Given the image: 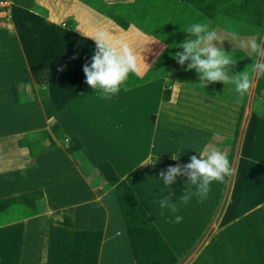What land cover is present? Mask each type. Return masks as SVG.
Wrapping results in <instances>:
<instances>
[{"label": "crops", "instance_id": "1", "mask_svg": "<svg viewBox=\"0 0 264 264\" xmlns=\"http://www.w3.org/2000/svg\"><path fill=\"white\" fill-rule=\"evenodd\" d=\"M2 1L12 11L13 28L0 30V200L42 190L47 205L44 212L0 226V264H70L73 229L103 231L98 264H134L114 189L103 190V162L130 185L178 264H246L245 252L261 250L264 119L252 110L260 76L253 75L240 103L231 86L202 88L197 73L185 71L187 62L181 67L160 37L176 0ZM95 9L119 16L128 28ZM21 15L25 30L19 28ZM98 29L125 38L141 61L140 83L110 100L93 92L83 73L95 51L89 37ZM231 43L224 41L223 49L252 58L239 41ZM166 85L169 102L162 101ZM14 87L35 97L45 88L47 97L16 103ZM242 113L233 175L214 183L203 203L196 197L179 202L193 188L183 176L163 190L159 173L169 166L186 165L205 148L228 154ZM51 121L67 139L77 138L81 151L68 154L58 144L36 154L27 167L17 141ZM178 152V161L170 159ZM163 194L171 196L177 212L162 214L157 201ZM66 208H73L71 228L54 222V213ZM176 215L183 218L179 224L170 222Z\"/></svg>", "mask_w": 264, "mask_h": 264}, {"label": "trees", "instance_id": "2", "mask_svg": "<svg viewBox=\"0 0 264 264\" xmlns=\"http://www.w3.org/2000/svg\"><path fill=\"white\" fill-rule=\"evenodd\" d=\"M96 1L99 3L98 0ZM95 10L112 20L120 28L124 30L128 28L129 24L119 16L99 9ZM166 15L165 20L168 21H164L160 37L167 41V50L171 55L177 51L175 46L188 38L185 30L191 25L188 20L193 18H196L195 22H210V27L213 29L218 27L227 32L235 31L240 36H257L258 42H261L264 36V0H176ZM143 27L149 29L147 22ZM236 55L245 58L244 62H248L247 65H250L254 59V57L248 58L243 53L235 51L234 59L237 62L240 60ZM233 70L239 73L244 69L241 66H235ZM130 77L132 86H135V83H140L136 75H130ZM13 90L16 103L47 97L45 88L38 90L36 97L33 94L28 95L22 89L19 90V87H14ZM170 98L171 91L166 85L162 101L169 102ZM252 110L264 119V75H261L257 80ZM242 118L243 113L239 120L236 137L229 140L231 150L227 156L230 165L234 157ZM17 144L27 167L33 165V158L36 154L58 144L63 145L68 154L79 152L82 149L81 142L77 138L67 139L61 127L54 121L50 122L47 129L25 134L17 141ZM98 172L105 181L103 190L114 189L134 264H178V257L148 216L130 185L116 174L108 162L100 164ZM46 205L45 194L42 190L1 199L0 226L44 212ZM72 220L73 208H66L54 213L56 224L71 228L73 227ZM102 237V230L73 229L70 264H98Z\"/></svg>", "mask_w": 264, "mask_h": 264}, {"label": "clouds", "instance_id": "3", "mask_svg": "<svg viewBox=\"0 0 264 264\" xmlns=\"http://www.w3.org/2000/svg\"><path fill=\"white\" fill-rule=\"evenodd\" d=\"M185 32L188 38L175 46L183 50L175 53L173 58L176 62L181 67L187 62L184 70H194L202 88L217 82L231 86L236 102H242L250 92L253 75H264V43L258 42L256 38L242 40L235 31H217L206 22H195ZM89 38L94 41L95 51L90 64L85 63L83 66L85 83L101 99L110 100L122 89L126 90L130 75L140 73V58L125 38L117 37L105 29H98ZM224 41H239V48L254 57L252 63L243 71L234 73L237 63L234 59L235 48L226 52L222 47ZM158 159L159 156L156 157ZM170 159L178 161L180 152L172 154ZM231 175L233 169L227 154L215 148H205L198 156L192 155L188 164L169 166L159 173L164 191L175 184L180 176L186 177L187 183L193 186L180 196L179 202L182 204H187L193 197L203 203L207 200L212 185L223 183ZM157 202L162 214L164 210L172 213L178 210L171 196L163 194ZM182 219L176 215L174 221L170 222L179 224Z\"/></svg>", "mask_w": 264, "mask_h": 264}, {"label": "rangeland", "instance_id": "4", "mask_svg": "<svg viewBox=\"0 0 264 264\" xmlns=\"http://www.w3.org/2000/svg\"><path fill=\"white\" fill-rule=\"evenodd\" d=\"M9 10H8V7L4 8V9H2V8L0 9V11L3 12V14L0 15V30L4 29L7 32L11 31L12 28H13V26H12L13 17L11 15L12 11L10 12ZM38 13H40L43 16L45 15V12H38ZM195 20H196V18L190 19V20H188V23L189 24H193V23H195ZM18 21H19V28L21 30H25L27 27H25V19H24V17H22V15L20 16ZM209 24H210V22H209ZM64 25H65V23L63 24V26ZM245 39H246V37H245ZM261 43H264V36L262 38ZM225 51L228 52V50H225ZM244 59L245 58H243L242 61L240 60V62H237L235 66H237V67L241 66L243 69H245L248 66L247 65L248 62H244ZM238 63H240V65H238ZM130 78L131 77H129V80H128L129 84L127 85L126 89H131V88L137 86L136 83H135V86H132L133 84L130 83L131 82ZM205 234H206V231H205V233L203 235V238L205 237ZM260 239H261V250L260 251H256L254 253L245 252L246 264H248L247 261L251 262L252 264H264V229L262 230V234L260 235ZM251 256H253V257H251Z\"/></svg>", "mask_w": 264, "mask_h": 264}, {"label": "built area", "instance_id": "5", "mask_svg": "<svg viewBox=\"0 0 264 264\" xmlns=\"http://www.w3.org/2000/svg\"><path fill=\"white\" fill-rule=\"evenodd\" d=\"M2 7H5V6H4V4H3V1H2V0H0V9H1ZM2 9H3V8H2ZM1 14H3V12H2V11H0V15H1Z\"/></svg>", "mask_w": 264, "mask_h": 264}]
</instances>
